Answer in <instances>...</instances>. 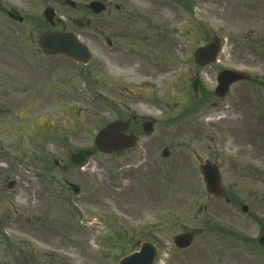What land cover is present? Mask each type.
<instances>
[{
    "label": "flooded vegetation",
    "instance_id": "obj_1",
    "mask_svg": "<svg viewBox=\"0 0 264 264\" xmlns=\"http://www.w3.org/2000/svg\"><path fill=\"white\" fill-rule=\"evenodd\" d=\"M94 1L96 0H0V103L4 98L7 119L12 120L13 116L21 115L24 117L21 121L27 122L29 129L37 130L34 136L23 141H20L18 135L20 125L15 130H7L5 136L11 138L14 134L19 147L32 142L34 150L40 149L42 152L43 138L48 139L49 144L61 148L65 156L54 162L46 161L40 173H37V180L47 189L48 185L60 184V179H63L61 185L64 190L76 197H79L82 190L87 192L85 186H90L92 194L95 184L88 176L92 165L97 164L99 154L104 157L124 156L142 149L135 164L149 167V153L153 146L155 152H152V164L156 165L157 152L163 151V157L164 152H167L168 157H171L169 146L162 141L158 144V138L152 139L156 127L166 125V131L171 132V122H180L195 106L204 118L208 115L212 120L221 119L229 112H226V107L219 108L222 101L215 96L214 91L208 92L200 79L196 82L190 79L188 69L194 62L196 46L189 49L183 42L172 43L173 39L181 37L185 41L203 36L204 24L198 19H194V16H172L169 9L176 5L188 12L187 9L195 8L200 0H103L101 15H94L90 10L89 6ZM47 9L53 10L50 22L45 18ZM68 10L74 16H70ZM77 21L83 25L76 24ZM51 31L73 33L86 46L88 43L90 49L97 46V41L102 70L107 74L115 70L136 74L147 70L145 79L149 84L144 91L152 95L142 96L143 101L133 103L137 106L143 104L147 108V114H135L120 97L112 96L49 97L41 109L45 114H38L39 108L35 104L43 103L45 99L40 96V89L47 87L52 92L59 90L57 72L58 68L60 72V61L70 62L81 69L92 66L95 61L93 56L92 62L84 66L64 56L47 55L41 47V37ZM243 46L246 50L251 48L246 43ZM177 55L181 58L178 59ZM172 86L177 88L175 93L172 92ZM13 89L17 95L22 96L18 98L20 102L14 101ZM14 103L30 105L14 112ZM210 106L212 109H209ZM178 109L181 111L174 118H165ZM217 109L219 113L214 115ZM30 112H35L37 118H31L28 115ZM57 114L61 115L59 119L66 122L65 125L72 133H65V125L55 121ZM116 121L128 122V128L121 133L134 145L106 155L98 149L96 138L104 128ZM12 123H7L8 127ZM150 123L153 128L147 132L145 126ZM200 126L206 132L212 131L211 134L200 135L206 140L204 150L201 151L205 159L200 162V166L209 162L218 169L220 175L223 168L227 169L230 173L229 189L225 190L222 186L223 193L220 195L200 192L196 200H191L189 219L201 224L199 233L187 227L184 216H181L178 201L187 202L186 194L171 192L164 195V199H155L154 203L164 201V209L160 210V215L152 218L149 208H146L144 218L135 220L136 251L144 243H151L158 248L156 264H222L227 254L225 238L234 237L244 245L242 253L246 256L245 264H264V245L260 244L264 234V214L259 210L264 207V193L253 194L250 188L253 182L264 183V138L259 144L251 135L235 133L233 129L237 124L230 119L223 122L221 127L220 123L206 124L205 121ZM246 127L250 133V124L246 123ZM261 133L264 135L263 130ZM7 150L11 151L12 147ZM204 152L207 154L204 155ZM34 156L31 159H36ZM75 170L85 177L83 189L67 180L68 173ZM198 172L205 185L202 167ZM180 175H183L182 172ZM175 177L178 176L171 175L167 179L173 182ZM106 182L98 185V192L105 191ZM12 184L11 190L15 186L14 182ZM148 201L147 207L152 204V199L149 198ZM73 206L77 210L78 204ZM92 206L103 209L102 218L108 212L104 198L91 202L89 207ZM226 216L230 219L228 224H224ZM225 227L230 232L225 231ZM168 229H178L182 234L191 233L194 236L192 247L180 250L174 246L175 250L172 252L168 247L170 241L164 240L162 236V232ZM253 230L258 231L256 235ZM197 235L205 240L194 248ZM119 239L122 237L119 236ZM231 245H228L229 248ZM236 252L235 249H230V254L235 259ZM225 264L237 263L231 259Z\"/></svg>",
    "mask_w": 264,
    "mask_h": 264
},
{
    "label": "rangeland",
    "instance_id": "obj_2",
    "mask_svg": "<svg viewBox=\"0 0 264 264\" xmlns=\"http://www.w3.org/2000/svg\"><path fill=\"white\" fill-rule=\"evenodd\" d=\"M169 9L172 16L180 18L194 16V19L204 24L203 36L200 38L194 37L184 41L181 37L173 39L172 43L183 42L185 47L191 49L206 45L215 35H220L224 41L218 64L200 70L194 62L191 63L188 75L192 81L196 82L200 79L207 91L213 92L217 75L223 69L247 72L254 81L237 84L232 88L225 101L226 105L223 106L227 108L226 112H229L221 119L212 120L208 115L204 118L202 112L195 111L194 107L192 112L180 122H171V132L166 131L168 128L166 125L156 127L152 139L158 138V144L164 142L171 152L170 158H163V151L157 152L156 165L152 164V152H155L153 146L149 153V167H139L137 163L135 164V159L139 157L142 149L124 156L104 157L99 154L98 162L92 165L90 177L88 176L95 184L92 194H90V186H85L87 192L82 190L79 197L64 190V186L61 185L63 179H60V184L48 185L47 189L39 183L37 173H40L46 161L54 162L65 155L61 148L49 144L48 139L45 138H43L42 152L40 149L34 150L35 145L32 142L19 147L15 142L14 134L11 138L5 136L7 130L10 128L15 130L19 125L20 141L31 138L37 130L29 129V124L21 121L24 120L21 115L13 116L12 120L7 119L3 98V102L0 103V142H2L0 143V264H118L121 258L137 249L134 239L135 220L144 218L146 208H149V215H152V218L160 215V210L164 209V201H158L159 203L154 201L157 198L164 199V195L171 192L186 194L187 202L178 201L181 216H184L187 227L199 233L202 229L201 224L189 219L190 202L196 200L198 193L207 192L198 172L200 162L205 159L201 151L204 150L203 144L206 141L200 135L212 133V131H204L200 123L202 121L206 124L220 123L219 127H221L223 122L230 119L237 124L233 129L235 133L251 135L259 144L263 141L264 135L261 130L264 131V44L257 40L264 39V0H200L199 4L189 12L176 5ZM68 14L74 16L71 10H68ZM85 32L89 33V31ZM244 43L252 49L246 50ZM96 44L97 46H93L94 49L91 48L94 51L95 61L88 68L81 69L70 62L60 61V72L59 68L57 72L59 90L52 92L47 87L40 89V96L45 99L43 103L34 102L40 103L35 104L39 108L38 114H45L41 109L47 103V98L68 96L120 97L135 114H147V108L143 104L137 106L133 103L143 101L142 96L152 95L144 91L149 84L145 79L148 71L142 70L139 74L119 70L105 73L102 70L100 47L97 41ZM87 45L89 46L88 43ZM180 55H177L178 59L181 58ZM192 81L190 80V84ZM151 86L155 85L151 84ZM172 89L175 93L177 88L172 86ZM14 93V101L20 102L18 98L22 96L17 95L15 91ZM29 105V103L25 105L14 103L13 110L15 112L18 109L28 108ZM209 109H212L211 106ZM180 111L181 109L175 110L167 115L172 117L165 118H174ZM218 113L217 109L214 115ZM28 115L33 119L37 118L35 112H30ZM60 116L57 114L55 121L65 125L66 122L60 120ZM10 122L13 123L8 127L7 123ZM23 123L25 125L22 126ZM246 123L250 124V133L246 130ZM65 127V133H72L66 125ZM11 147V151L7 150ZM33 155L36 159H31ZM199 155L202 157L201 160ZM257 166L260 167L259 164ZM180 172L183 175H180ZM171 175L178 177L171 182L167 179ZM67 177L69 183L83 189L85 177L78 170L69 172ZM221 180L222 186L228 190L230 173L227 169L221 170ZM103 181H107L104 185L105 191L100 193L98 185L103 184ZM11 182L15 183L13 190L7 188ZM250 188L253 194L264 193V183L253 182ZM100 198L107 201L108 212L104 218L101 217L103 209L89 207L91 202ZM149 198L152 199V204L147 207ZM74 204H78L76 207L78 211ZM259 210L264 214V207ZM226 218L224 224L230 222L227 216ZM94 222L99 224H92ZM225 229L230 232L228 227ZM257 232L253 230L254 235ZM178 234H181L178 229L162 232L164 240L170 241L168 247L172 252L175 250L173 240ZM119 236L122 239H119ZM227 238L224 244L227 254L222 264L230 262L231 259L237 264H245L246 256L242 253L245 250L244 245L238 243L234 237ZM204 240L197 235L194 248ZM236 244L240 246L237 247ZM228 245L232 247L229 248ZM230 249L237 251L236 259L231 256Z\"/></svg>",
    "mask_w": 264,
    "mask_h": 264
},
{
    "label": "water",
    "instance_id": "obj_3",
    "mask_svg": "<svg viewBox=\"0 0 264 264\" xmlns=\"http://www.w3.org/2000/svg\"><path fill=\"white\" fill-rule=\"evenodd\" d=\"M91 9L94 13L99 14L102 12L103 7L101 3L94 2L91 5ZM51 10L46 12L47 19L50 18ZM41 45L48 55L55 56L64 54L65 56L73 59L76 62L88 64L91 61L92 55L87 47L80 44L78 40L72 35H63L59 33H50L42 37ZM221 49V41L219 38H215L214 41L205 47L199 48L195 53L196 63L201 67H206L216 62ZM248 77L244 74L232 71H224L219 76L220 87L218 88V94L220 97H224L228 91V88L238 81L247 80ZM127 125L122 122H117L110 125L104 130L96 140L97 146L104 153H112L126 146V138L122 137L121 131L126 129ZM148 130L150 128H147ZM207 168V165L206 167ZM205 177L207 185L211 192L216 194H222V188L220 186V177L216 169L213 171L205 169ZM264 244V236L261 240ZM178 245L183 248L190 247L191 240L189 237H179ZM156 258V250L151 247L144 246L141 252L135 253L125 257L120 264H153Z\"/></svg>",
    "mask_w": 264,
    "mask_h": 264
}]
</instances>
